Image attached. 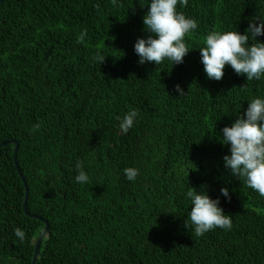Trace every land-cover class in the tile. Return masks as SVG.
Returning a JSON list of instances; mask_svg holds the SVG:
<instances>
[{"label":"trees","instance_id":"1","mask_svg":"<svg viewBox=\"0 0 264 264\" xmlns=\"http://www.w3.org/2000/svg\"><path fill=\"white\" fill-rule=\"evenodd\" d=\"M150 3L0 0V144L19 143L27 211L40 218L23 211L15 145L0 147V264H32L44 221L36 264H264V197L225 168L222 141L248 103L264 100V75L247 80L226 65L209 79L199 50L213 31L244 34L264 21V0L178 3L198 23L183 63L141 65L134 46L153 35L143 23ZM80 162L87 183L76 182ZM125 168L139 170L134 181ZM189 187L220 200L230 231L195 235Z\"/></svg>","mask_w":264,"mask_h":264},{"label":"clouds","instance_id":"2","mask_svg":"<svg viewBox=\"0 0 264 264\" xmlns=\"http://www.w3.org/2000/svg\"><path fill=\"white\" fill-rule=\"evenodd\" d=\"M116 4V0H112ZM186 7L188 0H151L149 11L143 19L145 31L152 33L147 39H138L134 48L140 57L139 64L154 62L161 64L166 58L174 64L183 63L190 49L184 42L185 36L198 28L196 20L186 18L183 12H177V4ZM98 7V6H97ZM257 23L259 26H257ZM82 36L86 33H82ZM264 35V21H251L244 34L238 31L220 33L213 31L206 37V46L200 48L202 63L209 79L220 81L224 76L226 65L231 66L237 75L246 76L247 80H260L264 75V43L257 37ZM251 42V46L250 45ZM102 64L106 57L97 54ZM176 91L181 97L183 89L176 85ZM138 111H129L120 122L123 133L133 127ZM246 117V118H245ZM34 130L40 124L33 125ZM223 144L230 145V155L224 156L225 168L234 177H243L247 186L264 197V100L256 98L248 103L244 117L239 116L231 127H225ZM79 174L75 177L77 183H87L88 175L83 171L82 162L76 165ZM124 174L129 181H134L139 175L136 168H125ZM221 195L231 197L227 187L221 188ZM187 198H191L192 210L188 220L194 225V232L202 236L210 230L219 228L230 231L233 227L230 215H225L219 207V199H211L206 192L197 193L193 188L188 189ZM185 226L188 228V221ZM15 235L21 241L25 232L14 229Z\"/></svg>","mask_w":264,"mask_h":264},{"label":"water","instance_id":"3","mask_svg":"<svg viewBox=\"0 0 264 264\" xmlns=\"http://www.w3.org/2000/svg\"><path fill=\"white\" fill-rule=\"evenodd\" d=\"M6 144L15 145L14 146V153H13L14 162H15L16 168L18 170V173L21 176V178L23 180V183L25 185V199H24V202H23V205H22L23 206V211L28 217L40 219L37 216H33V215L29 214L28 211H27L29 190H28L27 183H26L24 177L22 176V174L20 173V170H19L18 164H17V153H18V149H19V143L17 141H14V140L13 141H8L6 143L0 144V147L4 146ZM44 223H45V228H44L43 232L41 233V235L39 236L37 242H35L36 245H35V250H34V254H33V258H32V264H36V261H37V258H38V251H39L41 242L43 241V238L46 236L48 228H49V223L47 221H44Z\"/></svg>","mask_w":264,"mask_h":264}]
</instances>
